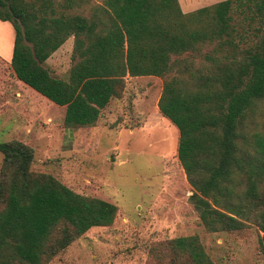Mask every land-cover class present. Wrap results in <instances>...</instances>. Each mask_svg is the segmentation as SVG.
<instances>
[{
	"label": "trees",
	"instance_id": "1",
	"mask_svg": "<svg viewBox=\"0 0 264 264\" xmlns=\"http://www.w3.org/2000/svg\"><path fill=\"white\" fill-rule=\"evenodd\" d=\"M248 1L219 0L183 11L178 0H104V14L49 16L52 0H0V19L14 29L15 76L65 105L64 124L70 128L94 124L120 95L125 75L164 76L181 65L164 78L157 105L178 129L177 156L193 187L189 199L207 230L241 228L251 214L262 230L264 252V185L258 190L251 182L242 131L247 110L264 97V32L237 54L234 36L241 38L243 31L232 15L240 7L250 9V24L262 18L264 0ZM71 34L69 73L53 75L45 60ZM209 44L221 52L210 56L214 66L185 76L194 74L187 60L172 56ZM255 141V153L264 159V133ZM0 151V264H45L91 226L113 222L115 203L32 170L30 145L10 139L0 142ZM236 172L246 179L242 191ZM166 245L172 256L164 264H216L196 234L170 238Z\"/></svg>",
	"mask_w": 264,
	"mask_h": 264
},
{
	"label": "rangeland",
	"instance_id": "2",
	"mask_svg": "<svg viewBox=\"0 0 264 264\" xmlns=\"http://www.w3.org/2000/svg\"><path fill=\"white\" fill-rule=\"evenodd\" d=\"M191 1L192 5L181 3L183 8L219 0ZM102 5L104 0H52L47 15L104 14ZM248 14L250 9L240 7L232 12L233 23L243 31L241 38L234 36L237 54L264 32V16L250 24ZM1 23L0 45L4 47L10 37ZM254 27L261 29L253 32ZM73 46L71 34L47 57L45 64L53 75H68ZM213 49L209 44L172 59H186L194 74L184 75L195 76L214 66L210 56L221 52ZM6 57L0 51V142H25L34 151L32 170L50 173L73 191L117 205L112 223L91 226L45 264H164L172 256L166 242L190 234L199 237L216 264H264L262 230L251 214L241 228L207 230L189 199L193 187L177 156L178 129L157 105L164 78L177 74L181 65L175 63L164 76L125 75L120 95L108 101L94 124L70 128L64 124L65 105L55 104L19 81ZM242 131L249 143L251 182L256 181L262 190L264 159L255 153L254 143L264 133V97L247 110ZM2 159L0 151V166ZM238 175V191H242L246 179Z\"/></svg>",
	"mask_w": 264,
	"mask_h": 264
},
{
	"label": "crops",
	"instance_id": "3",
	"mask_svg": "<svg viewBox=\"0 0 264 264\" xmlns=\"http://www.w3.org/2000/svg\"><path fill=\"white\" fill-rule=\"evenodd\" d=\"M179 1V3H180V6H181V8L184 10V11H187V10H189V9H192V8H187V9H185V8H183V6H186V5H189V4H191L192 5V1L191 0H183V2H181V0H178ZM183 4V6H182V4ZM1 20V24L4 26L5 25V28H6V31H7V33H8V35H9V37H10V42L9 41H6V44H7V46L5 45L4 47H3V44L2 45H0V51H2L3 53H5V54H8V57H6V59H11V55H12V52H11V47H13V37H14V29H13V26H12V24H11V22L10 21H8V20H5V19H0ZM3 55V54H2ZM10 55V56H9ZM19 81H21V82H23L22 80H20V79H18ZM24 83V82H23ZM26 86H28L29 88H31V90H34L35 92H37L38 94H40L41 96H43L44 98H47L45 95H43V94H41L40 92H38L37 90H35L34 88H32L31 86H29V85H27L26 83H24ZM49 99V98H48ZM50 100V99H49ZM52 101V100H51ZM52 102H54V101H52ZM55 103V102H54ZM55 104H57V103H55ZM57 105H60V104H57Z\"/></svg>",
	"mask_w": 264,
	"mask_h": 264
}]
</instances>
